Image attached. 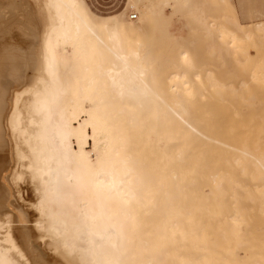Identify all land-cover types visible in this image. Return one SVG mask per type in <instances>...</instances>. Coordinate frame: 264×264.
Masks as SVG:
<instances>
[{
    "label": "bare ground",
    "instance_id": "bare-ground-1",
    "mask_svg": "<svg viewBox=\"0 0 264 264\" xmlns=\"http://www.w3.org/2000/svg\"><path fill=\"white\" fill-rule=\"evenodd\" d=\"M126 9H135V20ZM175 13L190 14L184 23L192 31L214 21L191 0H128L112 17L94 14L84 0H16V16L3 17L33 22L39 32L28 65L35 74H23L24 64L11 74L8 57L7 77L0 76V264H38L39 246L26 250L13 227L5 228L18 214L10 189L19 206L35 208V229L65 264H264V154L229 140L242 119L250 137L260 126L250 121H264L263 107L259 115L252 97L238 101L240 89L228 96L232 82L197 64L195 48L170 29ZM255 28L264 37V22ZM252 56L254 81L246 80L262 97L264 55L256 48ZM205 86L226 88L221 95L245 111L225 101L226 110L217 89L207 97ZM231 154L236 163L250 159L251 184L226 166ZM23 183L32 187L26 204Z\"/></svg>",
    "mask_w": 264,
    "mask_h": 264
},
{
    "label": "rangeland",
    "instance_id": "rangeland-1",
    "mask_svg": "<svg viewBox=\"0 0 264 264\" xmlns=\"http://www.w3.org/2000/svg\"><path fill=\"white\" fill-rule=\"evenodd\" d=\"M86 1L88 2V5L90 6V8L92 10H94L95 12L103 14V15H110V14L118 12L125 5V1L126 0H86ZM191 1L194 2V3L199 4V10L204 12L203 15L207 16L208 19L214 20L215 22L212 21V23L192 31L189 28V25L184 23V18L190 16V14L175 13V15L173 14L174 16H172L170 29L172 31H174V30L176 31L177 30L176 32L178 34H181V36H183L181 41H183V42L187 41L193 48H195V52H194L193 55H194V59L196 60L197 64L202 65L204 67H209L212 70L213 75L217 78V81H220V82H224L225 81L226 86H227V84L229 85V82L230 83L232 82V84H230L229 86L231 88H232V86L234 88L236 87L235 88L236 90L234 88H232V89H234V90H232L228 86L230 88V90H229V88L227 87V89L229 90L228 91L226 88H224L225 85L223 87L224 89H226L224 91L225 92L227 91L226 93L228 94V96H231L232 94H234V96H235L236 95L235 93H237L236 91L238 89H240L241 91L239 90L237 95L239 97V95L242 94L243 95L242 99H244V100H248V99H250V97H252L251 99H253V96H256V97L260 96L261 97V94L257 90L258 89L257 88L258 87L257 83H256V87H255V84H253L254 79H251V77H250V76H252V72H251L250 67L252 68L251 64H253V57H254L252 55H253L254 50L256 48L258 49L259 53H262L264 55V37L261 36V34H260L261 32L258 29L255 28V22H257L259 20L264 22V20H263L264 19V0H191ZM31 2H32V0H31ZM15 7H16V0H0V76H2L1 74L4 71L5 72H4L3 75H6L8 73L7 66L9 64L6 65V60L9 57L10 58V62L8 61L7 63H12V65H10V66L13 67V68L10 67V68H12V71H10V68H9V71L11 72V74L17 73L18 70H20L18 72H21L23 69L21 70L20 66H22L24 64L23 67H21V68H25L24 69L25 71L23 72V74H28L29 73L30 77H31L32 75L35 74V71L32 68L34 60L32 61V59H34L36 57L35 53H36V51H38V48H36V47H37V44H38L37 43V34L39 32V30H38L39 26L37 27L36 25H34L35 23H33V22H31L32 26L31 25L27 26V24H25L24 22H19L18 20L10 21L9 23L8 22L5 23V18H3L4 16H7V15H12L13 17L16 16L15 15ZM193 7H191V8H193ZM191 8H188V9L190 10ZM194 8H196V7H194ZM176 10L180 11L181 9L177 8ZM130 12H135V9H126V15L125 16H126V18L128 20L133 21L136 18L135 19H130L129 16H128ZM173 17H174V19L176 18V20H174ZM217 24H218L219 29L218 28L216 29V27H217L216 25ZM221 25H224V26H221ZM213 27H215V28H213ZM221 27H222V29H221ZM227 28H228V30H227ZM200 29H201V31H200ZM221 31H222L223 34H220ZM223 31L224 32L227 31L225 35H224ZM217 32H219V33L216 34ZM229 32L230 33L232 32L231 34L233 36L230 35V36H232L231 38H230V36H227V35H229ZM205 34H207V35H205ZM203 35H204V37H203ZM233 37H234V39H235V37H237V40L235 39V41H234ZM238 38H241V39H238ZM255 40H257V42ZM236 42H238L240 45L242 43V45L239 46V47H235L234 44ZM205 43H206V45L204 46L203 44H205ZM227 43H229V44H227ZM243 43H244V45L246 43V46H248V47L244 46V48H243ZM251 43L254 44L255 46H253ZM256 43H260L262 46H258ZM248 44H250V46ZM196 45H198V46H196ZM34 46H35V48H34ZM225 46L228 47V50H226ZM196 47H199V51H198V48H196ZM207 47H208V49H207ZM16 49H17V52H15ZM32 49L35 50V53H34V50H33L34 54L32 53ZM246 49H249L250 51L248 52V50H246ZM241 50L244 51L243 54L240 52ZM207 51H210V52H207ZM20 52L22 54H20ZM197 52H199V53H197ZM211 52H214V54L210 56ZM15 53H18V54H15ZM206 53H209L210 58L208 57V54H206ZM224 53H225V55H224ZM247 53H248V55L250 54V59L246 58L247 57ZM33 55H35L34 58H32ZM16 56H17V58H16ZM197 56H198V58H197ZM217 56H219L220 58L217 57ZM26 57H27V59H26ZM199 57L203 61H208V62L204 63ZM9 58H8V60H9ZM19 58H21L20 60H22L24 63L22 61H20V60H17ZM216 58L218 59L220 64L217 62ZM235 58L237 59V61H235L236 60ZM220 59L222 60V63H221ZM246 59H248V61ZM27 60H29V61L27 62ZM250 60H251V62H249ZM25 61H26V63H25ZM30 61L32 62V65L29 64V63H31ZM239 63L241 64V66L239 65ZM248 63H250V67L248 66ZM218 64H219V67L223 66L221 70H223V71L225 70L224 73L226 72L225 73L226 75L223 73V71H221L222 74H220V72H219L220 69L219 68H217L218 70L216 69V66L218 67ZM234 64H236V65L238 64V65L234 66ZM28 65L32 66V67H29ZM245 65H246V67L247 66L249 67L248 69H250V70L247 71L248 73L250 72V74L247 73L248 75L245 74L246 73ZM238 66L241 67V70L239 69ZM211 67L215 68V70L213 68H211ZM233 67H235V68H233ZM5 68H7V69L5 70ZM14 68H16V69H14ZM236 68H237V70H236ZM238 69H239V72H238ZM10 72H9V75H11ZM234 73H235V75H234ZM219 76H220V78H219ZM4 77H7V75L4 76ZM226 77H227V80H226ZM235 77H238V78L235 79ZM242 78H244V80H243L244 83L249 82L251 80H253V81L249 82L251 85L247 84L248 85V87H247V86H244L245 84L242 83ZM0 79H1V77H0ZM2 79H3V77H2ZM239 79H241V80H239ZM246 79L249 80V81H247ZM237 83H239V85H241L240 88L238 87L239 85H237ZM205 87L206 88L208 87L207 90H206ZM205 87H203V91L204 92L208 91V89H210L211 87L213 89L214 86H211V87L205 86ZM241 87H242V89L244 87L246 93L244 92V89H243L244 93L242 92ZM214 88L217 89L215 91L216 92L218 91V94H220V96H223V98L225 99L222 103H224L225 101L226 102L229 101V98H228L226 93L223 92L224 94L221 95V92H222L221 89H223L222 87H220V89L218 87H214ZM212 89H210V90H212ZM248 89H249V91L251 89L252 91L255 90L256 92L253 91V93H254L253 94L252 91H251L250 94H249ZM230 91L232 93H230ZM239 92H242V93H239ZM210 93L208 91V95H207V92H206L207 97L208 96H214V94H216V93H214V94L211 93V94H213V95H211ZM255 93L257 95L258 94H260V95L257 96V95H255ZM247 94H249V95H247ZM206 95L202 96V97L205 98ZM263 95L264 94H262V97H264ZM247 96H249L248 99H245L244 97H247ZM215 97H216V95H215ZM226 98H228V99H226ZM261 98L258 97V99H256L254 97V101H251V99L249 100L251 103L254 102L255 109L259 106L258 107L259 110H260L259 111V115H260V112L262 110L264 111V104H263L264 101L262 99L261 102H260ZM233 99H230V102ZM236 99H238V101H239L240 97L236 98ZM236 99H234L235 101H233V103L232 102L231 103L233 105H235V107L237 106L242 111H245V108L243 106L240 105L241 106L240 107L239 105H237V104H241L242 102L238 103V101H236ZM242 99H240V101H242ZM227 103H224V105L221 104V106L222 105L225 106L224 108L226 109L227 108L226 107ZM231 103H228V104L232 106ZM256 103L258 105L257 107H256ZM259 103H260L261 106L259 105ZM260 107H263L262 110H261ZM256 113H258V109L256 110ZM256 115H258V114H256ZM235 118L236 117L233 118L232 122H234ZM241 118L242 117L239 116V119H241ZM246 119H247V117H246ZM251 119L252 118H250V120ZM259 119H260V116H259ZM240 121L237 120L235 122V125L234 124L232 125V127L234 126L232 129H236V132L241 130L242 134H240L239 133L240 131H239V132H237V135L235 136L234 134L236 132L234 131V133H233V130L231 129L232 137L229 139L230 143H233L234 145H236L235 147H237V145H239L238 148L240 147V149L249 150L253 154H256V153H259V152H262V154H264V148H260L261 147L260 143H264L263 142L264 138L263 139L261 138L262 142L259 139V137L262 136V132L264 131V121H263V119H260L259 121L257 119L255 121H253V120L250 121L251 123L253 122L254 124H256V123L258 124L259 123V125L261 127H263V131L262 132H260L262 130V128L260 126H258V125L255 126V128H256V130H255L253 124H251L249 121H248L249 123L248 122L245 123V124H250V125H247V127L248 126H253L252 130H254L255 132L252 131L254 133L252 134V132H250L251 134L249 135L250 137L253 135L252 139H254L253 137H255V136H259V137L255 138V140L257 139L256 140L257 141V145L255 144L256 141L253 143V140L250 139V137L246 136L249 133L245 134V130L247 132L248 128H245L246 125L245 126L243 125V121L245 122L246 120L242 119V121H241L242 124L239 123ZM236 124H238V125L236 126ZM239 125L240 126L243 125L244 127L242 126L243 128L239 129ZM259 127L261 128V130H260ZM249 130H250V128H249ZM257 133L259 135H257ZM239 135L240 136L242 135V136L240 137ZM237 136H239V137L237 138ZM243 136L245 138L248 137V140L242 138ZM234 138H235L236 143L234 141ZM240 138H242V139H240ZM237 140L238 141L240 140V141L237 142ZM249 140H252V142H250ZM247 142L249 144L252 143V145L248 146ZM253 144H255V146ZM232 154L237 156V154H235V152H233ZM234 155H232L231 158L235 157ZM242 158L243 159H241V157L238 156L237 163L234 162V158H233V160L231 159L232 162L230 161V159L229 160L226 159V166L228 165L227 167L228 168L230 167L229 169H231L233 172L237 173L236 177L241 182V184H248L249 185V184H251V182L253 180V173H251L252 172L251 163L248 164V162H250V159L249 158H244V157H242ZM244 160H246V161H244ZM227 162H229V164ZM235 164H237L238 167ZM247 165H250V167H248ZM249 176H252V178H251L252 180L249 178L248 181H247V177H249ZM22 181L23 180L21 178L17 182L19 184H21ZM10 186L13 187V184L10 183V180H9V187ZM22 186H23V189L21 191V194L24 196L25 204H26L27 203L26 200L32 199V195H31L32 187L27 185L26 183H23ZM9 193L11 194V196L14 197L13 200H12V203H13L14 206H17V212H18L17 215L19 216V219L17 218V215H14L13 216L14 217L13 221L12 220H10V221L6 220L4 222L5 228H7L8 226H12L13 227L14 234L16 235L17 239L19 240V243H21V245H23L26 250H27V247H28V245H27L28 243L37 244L39 246V248H37V249L38 250L42 249V250L39 251L40 253H38L37 249L34 246H33L34 249L32 248L34 250V251L32 250L33 251V257H37L34 260H35V262L38 261L37 262L38 264H43V263L47 264L43 260H41L42 259L41 257L43 255L45 256V258L48 261H50L51 264H65L63 260L58 258V256L55 255L54 252L49 249V247H46L44 245L43 241L46 240L47 238L45 236H43L40 231L35 229V224H36V220H37V214H36L35 208L33 206L26 207V209H27L26 210L23 207L24 204L22 202H21V205L19 206L17 193L14 192L11 189H10ZM1 212L2 211H0V217H2ZM23 215H25L26 218L23 217V220H20V217L23 216ZM41 251H44L43 252L44 254ZM41 253H42V255H41ZM38 254H40L39 256H41V257H39Z\"/></svg>",
    "mask_w": 264,
    "mask_h": 264
},
{
    "label": "crops",
    "instance_id": "crops-1",
    "mask_svg": "<svg viewBox=\"0 0 264 264\" xmlns=\"http://www.w3.org/2000/svg\"><path fill=\"white\" fill-rule=\"evenodd\" d=\"M85 1V4L87 5V7L89 8V10L91 11V12H93L94 14H96V15H98V16H104V17H112V16H115V15H117V14H119L120 12H122L124 9H125V7H126V5H127V3H128V0H126L125 1V5L118 11V12H116V13H113V14H110V15H103V14H100V13H97V12H95L94 10H92L91 8H90V6L88 5V2L86 1V0H84Z\"/></svg>",
    "mask_w": 264,
    "mask_h": 264
},
{
    "label": "built area",
    "instance_id": "built-area-1",
    "mask_svg": "<svg viewBox=\"0 0 264 264\" xmlns=\"http://www.w3.org/2000/svg\"><path fill=\"white\" fill-rule=\"evenodd\" d=\"M130 18H134L136 16V14L134 12H130L128 15Z\"/></svg>",
    "mask_w": 264,
    "mask_h": 264
}]
</instances>
